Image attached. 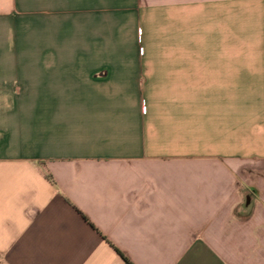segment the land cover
<instances>
[{"label":"crops","instance_id":"obj_1","mask_svg":"<svg viewBox=\"0 0 264 264\" xmlns=\"http://www.w3.org/2000/svg\"><path fill=\"white\" fill-rule=\"evenodd\" d=\"M0 264H264V0H0Z\"/></svg>","mask_w":264,"mask_h":264}]
</instances>
